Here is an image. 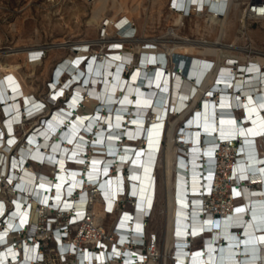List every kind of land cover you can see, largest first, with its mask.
Here are the masks:
<instances>
[{"label": "bare ground", "instance_id": "1", "mask_svg": "<svg viewBox=\"0 0 264 264\" xmlns=\"http://www.w3.org/2000/svg\"><path fill=\"white\" fill-rule=\"evenodd\" d=\"M90 1L92 14L87 21L89 23H101L106 16V11L113 10L107 18L108 33L116 32L114 23L121 17L133 22L134 17L141 15L145 2H148L151 9L156 10L159 15L163 9L162 5L170 0ZM208 1L218 10H222L224 5H227V9L223 16L209 15L205 18L204 30L209 32L220 29L221 33H226L233 22L229 20L231 10L233 15L241 16V21L245 24L243 9L240 7L242 0ZM124 13L129 14L124 15ZM169 15L177 29L182 23V15H174L171 12ZM195 22V31H199L201 25L197 20ZM122 33L126 32L121 31L120 34ZM170 36L172 38L170 40H140L137 49L140 54V48L143 46L142 56L140 58L138 55L134 66L136 69L130 77L124 75L123 66L128 69L134 52L122 50L117 47L118 44L114 45L107 56L102 55L96 59L92 57L87 65L81 62L89 56L85 52L79 51L76 54L71 52L66 56V62L69 63L67 70L70 74L67 75V80H60L57 86H54V83L51 86L54 87L53 96L57 91H65L64 88L68 86L73 94L70 107L61 105L54 108L51 121L43 123V131L31 135L29 145L31 153L36 155L35 152H41L42 148L52 153L59 151L61 168L65 150H71L72 145L75 146L77 143L83 145L87 140L96 138L99 142L106 140L110 144L113 143L111 146L113 150L110 152H115L113 155L115 160L110 158L108 162L116 161L115 167L120 170L125 166L124 161H126L132 177L137 181L132 185L136 186V192L138 189L143 196L142 191L150 184L148 171L152 165L153 150L160 149L158 158L160 153L166 158L163 169L166 206H168V227L165 234L167 239H165L169 247L175 249V240L181 244L190 238L209 237L210 241L202 245L201 250L195 254L192 252L196 247H179L178 254L184 256L183 264H200V260H204L205 264H259L258 259L260 264H264V151L261 152L258 148V141H264V69H262L264 57L247 58V55L243 63L238 64L237 61L232 60L233 54L222 50L218 54L219 57L210 58L203 51L204 49L215 51V47H212L215 44L191 41L186 37L178 36L175 30L170 31ZM133 39L135 38L128 40ZM36 49V47L24 49L23 54L26 60L28 53L34 54ZM246 51L250 52L248 49ZM174 54L177 57L175 62L172 61ZM212 59L215 63L211 67ZM72 60L73 63H71ZM31 64L33 63L27 60V65ZM54 68L51 67L49 75L57 81L61 67L55 70ZM0 91L4 94V98L10 101L8 110L13 111L4 123H2L4 117L1 119L0 126L11 130V125L23 110L22 100L26 102L33 100L36 95L27 88L24 78L11 67L6 68L0 76ZM86 93L90 97L87 95L81 106H86L87 111H81L80 107L74 111L76 101H79ZM19 97L23 99H17ZM198 101L202 103L197 105ZM179 120L183 122L180 126L186 127L183 133L187 138L186 147L190 149L185 151V154L189 155L185 163L182 162L178 166L177 161L183 160L178 156V147L175 146V151L171 148V143L165 149L164 147L166 130L169 134H172L175 129L177 131ZM2 131L5 132V130ZM162 131V140H165V144L158 145ZM94 133L97 137L92 139ZM5 139L6 137L3 136L1 140L4 142ZM229 139L240 142L241 153L233 165L235 179L232 189V193L240 196L235 202L238 206L228 215L223 214L226 216L223 219L215 220L213 216L210 220L207 219V225L204 226L210 229L201 234L200 229L204 226L203 222L202 224L196 222L200 209L195 204L201 198L199 189L205 186L199 180L203 176L210 177L214 170L211 158L203 153L204 148L216 141ZM63 140L65 143L60 151L59 144ZM68 142L72 145L69 146ZM175 142L174 134V145ZM121 148H124L122 152ZM101 149L105 148L102 146ZM20 152L21 155L25 153L23 150ZM94 157L104 156L95 155ZM66 165L68 168H74L75 171L84 168L80 163L74 166ZM48 169L56 172L54 168L47 165L40 171L47 174L50 172H46ZM113 174L115 173H110L109 177H113ZM34 175L25 168L20 179L30 187L33 185ZM78 177L76 175L77 179ZM100 181L101 178L98 177V182ZM70 182L75 187L76 181L70 180ZM62 183L63 180L60 179L56 186H52V181H44L43 184L47 188H53L52 195L55 200L61 196L64 198L66 195L75 198V195L80 196L87 192L88 186L83 185L79 194L72 195L73 185L61 189ZM155 185H157L156 182ZM187 198L188 202L185 200ZM191 201H194L193 204ZM94 211L98 218L103 216L100 202L95 203ZM132 214L133 225L127 224L130 229L132 226L138 227L142 212L139 208L137 210L133 208ZM201 220L203 221V218ZM174 234H176L175 239ZM178 263L182 264V261L178 259Z\"/></svg>", "mask_w": 264, "mask_h": 264}, {"label": "built area", "instance_id": "2", "mask_svg": "<svg viewBox=\"0 0 264 264\" xmlns=\"http://www.w3.org/2000/svg\"><path fill=\"white\" fill-rule=\"evenodd\" d=\"M189 1L170 0L167 2V9L174 15H182L183 18L197 14L204 18L209 15L220 17L227 9V5H224L222 10H218L208 0H198V2L191 0L188 3ZM242 3L245 5L243 9L245 20L264 21V0H242ZM107 24V18L100 23L102 40L108 39ZM114 26L118 36L115 40L107 41L108 46H111L108 51L114 48L115 44H118L117 47L120 48L122 41L134 38L136 35L135 23L126 21L123 17L119 18ZM121 31L126 33L120 34ZM93 46L94 44L90 41H81L77 42L71 51L73 54L81 51L89 55L81 61L82 64L87 65L92 57L96 59L101 56V53ZM35 52L34 54L29 53V62L39 61L45 55L42 49ZM172 56V61L175 62L177 57L175 54ZM122 60L124 61V58ZM65 62L66 57L55 65L54 70L61 67V72L57 81L52 78L48 82L49 91L54 89L51 86L52 83L57 86L60 80H67V75L70 74L67 70L69 63ZM133 67L127 69L123 66L124 75H128ZM135 69L134 67L132 72ZM64 89L66 93L62 103L70 107L73 94L68 86ZM87 95L89 96L88 93L83 94L79 101H76L74 111L78 107L82 111L81 103ZM29 101L22 100L23 110L18 119L14 120L11 130L0 126V135L2 138L6 137L5 144L0 138V258L2 257L0 264H150L151 262L153 264H167V262L179 264L178 259L183 264L184 256L178 254L179 247H196L192 252L195 254L201 250L202 245L210 242L209 237L190 238L181 244L175 240V249L169 247L162 253L157 232L150 230L149 234L148 225L158 202L157 171L160 166L158 161L160 162L162 154L160 153L158 158L160 149L155 148L154 153H151L153 160L148 171L150 184L142 191L143 196L138 189L136 192V186L132 185L137 181L132 177L126 161H124L125 166L120 170L115 167L116 161L108 162L110 158L115 160L113 158L115 152H110L113 150L111 148L113 143L110 144L106 140L99 142L95 133L92 134V139H96L87 140L83 145L77 143L74 146L68 142L69 146L72 145V149L65 150L63 167L60 168L59 151L52 153L42 148L41 152H35L36 155L31 153L29 148L31 135L43 131V123L51 121L54 109L49 108L47 95L45 98L36 96ZM8 102L10 101L4 98V94L0 91V125L3 117L2 123L13 114L12 110H8L10 108ZM70 109L72 111V108ZM183 129L186 127L179 126L175 133V143L179 146L178 156L183 158V160H178V164L184 162L189 156L185 154V151L190 148L186 147L187 138L186 135L184 136ZM162 135L163 131L158 145L165 144ZM116 142L115 145H117ZM64 143V140L60 142L59 150L63 149ZM100 146L105 149H101ZM239 147V141L229 139L216 141L204 148L203 153L211 158L214 170L210 177L203 176L199 180L203 182L205 188L199 189L201 198L195 204L200 209L197 223L202 224L203 222V226L207 225V219L210 220L212 216L215 220L223 219L226 217L223 214L228 215L238 206L235 202L240 196L232 193V189L235 179L233 165L239 159L241 153ZM21 150L25 151L24 155H21ZM123 150L124 148L120 149L121 152ZM95 155L104 157L95 158ZM76 163L82 164L84 168L75 171L74 168H68L66 165L74 166ZM46 165L54 168L56 172L42 173L40 169ZM25 168L35 174L31 188L20 179ZM110 173L115 174L109 177ZM177 174L179 175V172ZM76 175L79 176L78 179ZM98 177L101 178L100 182H98ZM60 179L63 180L61 189L72 186L70 180L76 181L75 187L74 185L72 187V195L79 194L83 185L88 186L87 192L80 196L75 195V198L66 195L64 198L61 196L55 200L52 195L53 188H47L43 183L52 181V186H56ZM85 179L87 180L84 182ZM185 200L188 202V198ZM96 202H100L104 213L101 218H98L94 211ZM193 202L191 201V204ZM133 208L135 210L139 208L142 214L138 227L132 226L130 229L127 224L132 223L133 225ZM208 229L210 227L204 226L200 229V233L203 234ZM174 235L175 239L176 234ZM258 262L260 264V259ZM200 264H205L204 260H200Z\"/></svg>", "mask_w": 264, "mask_h": 264}, {"label": "rangeland", "instance_id": "3", "mask_svg": "<svg viewBox=\"0 0 264 264\" xmlns=\"http://www.w3.org/2000/svg\"><path fill=\"white\" fill-rule=\"evenodd\" d=\"M241 5L240 7L244 9L245 5L243 3ZM162 8L159 16L156 10L151 9L149 3L145 2L141 15L134 17L133 22L136 26L135 39L132 41L124 40L120 43L122 44L120 46L122 50L134 52L130 61L132 63L128 69L136 65L138 55L140 58L142 56L143 46L140 48V54H138L139 42L143 39L144 41H151L152 39L155 41L159 39L170 40L172 39L170 31L173 30L176 31L178 36L186 37L191 41L215 44L212 46L215 47V51L209 49H204L203 51L210 58L216 59L222 50L233 54V61L237 59V62L239 60L242 63L247 55V58L264 57V21H248L244 19L245 24H243L241 16L233 15L231 10L229 20L231 19L233 22L230 25V30L226 33H221L220 29L209 32L204 30L205 18L197 15L183 18L182 23L176 29L177 26L172 24L171 21L172 17L169 15L167 2L162 5ZM91 10L92 3L90 0H0V63L2 64L0 66V76L6 68L11 67L24 78L27 88L35 93L36 96L45 98L47 95L50 109L63 105V96L66 91H57L53 96L54 91H49L48 88V82L52 79L49 75L51 67H55L60 60L70 55L72 52L71 48L81 41H90L94 44L93 48L101 53V56L105 57L110 52L108 49L111 48V46H108L109 43L107 41L115 40L118 36L116 32L109 31L108 39L102 40L100 38V22H87L91 17ZM107 11L105 18H108L113 13L112 9ZM128 14L125 13L124 15ZM196 20L201 25L199 31H195ZM56 44L60 46L54 47L53 45ZM29 47H36V50L42 49L45 55L41 60L31 62L33 64L28 66V58L26 60L23 52H25L24 49ZM247 49L250 52H247ZM214 63L215 60L212 59L211 67ZM132 69L129 70V77L133 73ZM184 99L187 100L185 97ZM198 102L197 105L202 103V101ZM82 111H87L86 106L82 108ZM182 123L179 120L177 125L180 126ZM175 131L176 129L173 130L172 134H169V131L166 130V145L164 149L171 143V148L175 151V146H177L176 143L174 145ZM258 144L260 151H264V141L259 140ZM177 147L179 152V146ZM164 159L166 160L165 156L161 155L159 159L160 166L157 171L158 202L155 208L156 212L154 211V215L148 225L149 230L157 232L158 243L162 253L169 249L165 235L168 227V206H166L167 199L163 177ZM176 164H178V161ZM49 171L50 169L46 170V172Z\"/></svg>", "mask_w": 264, "mask_h": 264}, {"label": "crops", "instance_id": "4", "mask_svg": "<svg viewBox=\"0 0 264 264\" xmlns=\"http://www.w3.org/2000/svg\"><path fill=\"white\" fill-rule=\"evenodd\" d=\"M124 14H125V13H124ZM153 151H154V150H153ZM157 190H158V194H159V187H158V189H157Z\"/></svg>", "mask_w": 264, "mask_h": 264}]
</instances>
